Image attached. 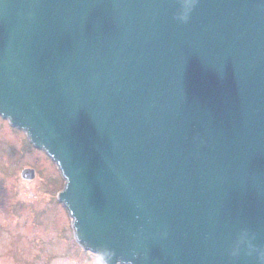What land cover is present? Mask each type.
Here are the masks:
<instances>
[{
	"label": "water",
	"instance_id": "obj_1",
	"mask_svg": "<svg viewBox=\"0 0 264 264\" xmlns=\"http://www.w3.org/2000/svg\"><path fill=\"white\" fill-rule=\"evenodd\" d=\"M0 115L104 264H264V0H0Z\"/></svg>",
	"mask_w": 264,
	"mask_h": 264
},
{
	"label": "rangeland",
	"instance_id": "obj_2",
	"mask_svg": "<svg viewBox=\"0 0 264 264\" xmlns=\"http://www.w3.org/2000/svg\"><path fill=\"white\" fill-rule=\"evenodd\" d=\"M60 176L52 157L0 115V264H104L71 235L70 212L55 195Z\"/></svg>",
	"mask_w": 264,
	"mask_h": 264
},
{
	"label": "clouds",
	"instance_id": "obj_3",
	"mask_svg": "<svg viewBox=\"0 0 264 264\" xmlns=\"http://www.w3.org/2000/svg\"><path fill=\"white\" fill-rule=\"evenodd\" d=\"M180 19L186 21L188 19V12L185 11L184 14L180 16Z\"/></svg>",
	"mask_w": 264,
	"mask_h": 264
},
{
	"label": "flooded vegetation",
	"instance_id": "obj_4",
	"mask_svg": "<svg viewBox=\"0 0 264 264\" xmlns=\"http://www.w3.org/2000/svg\"><path fill=\"white\" fill-rule=\"evenodd\" d=\"M23 250H24V248L20 247V250H19L20 257H21V255H23Z\"/></svg>",
	"mask_w": 264,
	"mask_h": 264
}]
</instances>
